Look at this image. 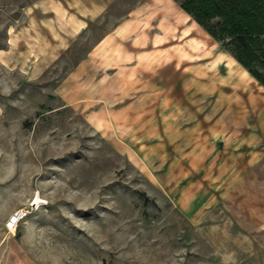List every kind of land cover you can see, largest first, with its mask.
I'll return each instance as SVG.
<instances>
[{
    "label": "rangeland",
    "instance_id": "374dc122",
    "mask_svg": "<svg viewBox=\"0 0 264 264\" xmlns=\"http://www.w3.org/2000/svg\"><path fill=\"white\" fill-rule=\"evenodd\" d=\"M19 208L23 264H264V87L175 0H0V221Z\"/></svg>",
    "mask_w": 264,
    "mask_h": 264
},
{
    "label": "trees",
    "instance_id": "16d2710c",
    "mask_svg": "<svg viewBox=\"0 0 264 264\" xmlns=\"http://www.w3.org/2000/svg\"><path fill=\"white\" fill-rule=\"evenodd\" d=\"M264 87V0H175Z\"/></svg>",
    "mask_w": 264,
    "mask_h": 264
},
{
    "label": "bare ground",
    "instance_id": "6f19581e",
    "mask_svg": "<svg viewBox=\"0 0 264 264\" xmlns=\"http://www.w3.org/2000/svg\"><path fill=\"white\" fill-rule=\"evenodd\" d=\"M201 42H200V40L198 39V40H195L194 42H193V44L191 45L192 46V48L194 49V51L191 49H189V47H187V46H185V45H183V46H181L180 47V49H179V51H178V53H177V56L179 57V58H185V57H192V56H194L195 55V53H198V54H200L202 57H204L205 56V54H208V53H212L209 49H208V47H207V49L205 48V47H201ZM191 46H190V48H191ZM193 51V52H192ZM200 53H199V52ZM206 59H208L207 57H204V59L203 60H206ZM220 58H214V60H212L211 61V63L209 64L210 65V68L212 69V67H215L216 66V63L218 62V60H219ZM209 68V69H210ZM236 68H231L229 71H231V73H230V75H235L236 76V73L237 72H234V70H235ZM200 71L201 72H205V73H210L206 68H202V69H198V71H196V73H195V78H197V79H199V77L201 76V78H202V74L200 73ZM239 72V71H238ZM204 73V74H205ZM241 73V72H240ZM203 74V75H204ZM242 74V73H241ZM240 75V74H239ZM234 76V77H235ZM200 78V79H201ZM238 78V77H237ZM232 79H234L233 77H232ZM230 85H233L236 89H235V91L236 92H241L242 94H244V93H246L245 91H244V89H245V85L244 84H237V83H233V84H230ZM227 88H230V87H227ZM237 88H239V89H237ZM42 202V200L40 199V197L38 196L37 197V199L35 200V202H34V204H37V203H41Z\"/></svg>",
    "mask_w": 264,
    "mask_h": 264
},
{
    "label": "crops",
    "instance_id": "0c3cea01",
    "mask_svg": "<svg viewBox=\"0 0 264 264\" xmlns=\"http://www.w3.org/2000/svg\"><path fill=\"white\" fill-rule=\"evenodd\" d=\"M188 58L189 57H186V60H188ZM183 61L187 63V61L185 60ZM202 155L203 154H201V156ZM10 213L11 210H8L6 213L2 214L0 221V264H23L21 258L18 257V255L15 254V252L13 253V251L16 249L15 247L16 244L12 242V237L5 227L4 218L6 216H9Z\"/></svg>",
    "mask_w": 264,
    "mask_h": 264
},
{
    "label": "built area",
    "instance_id": "2783aa9c",
    "mask_svg": "<svg viewBox=\"0 0 264 264\" xmlns=\"http://www.w3.org/2000/svg\"><path fill=\"white\" fill-rule=\"evenodd\" d=\"M29 211L24 208L17 209L14 213H12L7 222L5 223V227L9 233L16 230L18 225L26 219Z\"/></svg>",
    "mask_w": 264,
    "mask_h": 264
}]
</instances>
